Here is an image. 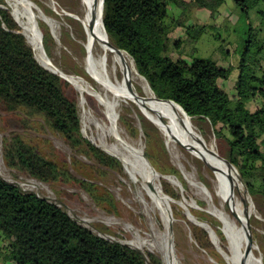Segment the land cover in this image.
Segmentation results:
<instances>
[{"label":"trees","instance_id":"1","mask_svg":"<svg viewBox=\"0 0 264 264\" xmlns=\"http://www.w3.org/2000/svg\"><path fill=\"white\" fill-rule=\"evenodd\" d=\"M102 1L103 29L109 42L130 56L159 100L172 101L191 118L206 119L216 138H226L225 159L242 176L250 197L253 192L264 199V0H232L236 20L245 18L248 35H254L232 69L196 53L186 59L171 56L172 50L191 44L188 41H198L203 30V26L179 23L172 10H181L186 4L183 0ZM193 1L211 14L225 3ZM250 13L258 19L257 28L250 24ZM37 23L48 53L51 36L42 22ZM180 27L184 36L172 39ZM236 52L235 48L233 55ZM232 70L238 76L232 80L234 94L229 96L218 81L229 80ZM71 89L38 63L0 0V104L8 111L41 118L77 153L87 154L103 167L121 169L116 159L82 136L76 100L67 93ZM249 103L257 105L255 110L248 108ZM3 155L9 166L40 182L72 179L68 170L40 155L18 135L5 141ZM145 158L155 166L149 154ZM148 254L94 234L57 204L22 192L0 177V264H162Z\"/></svg>","mask_w":264,"mask_h":264},{"label":"rangeland","instance_id":"2","mask_svg":"<svg viewBox=\"0 0 264 264\" xmlns=\"http://www.w3.org/2000/svg\"><path fill=\"white\" fill-rule=\"evenodd\" d=\"M3 1L11 14L12 9L7 0ZM28 1L32 5L35 24L41 36L43 55L58 71L68 76L84 77L88 82H92L83 69L84 49L79 44L82 26L77 24L78 31L73 30L66 22L72 20L67 18L65 21L59 13L62 8L73 7L75 0ZM183 1L186 4L181 10H172L179 23L183 26L195 24L196 28L203 26V30L198 41H188L191 44L183 45L179 51L172 50L171 56L186 59L189 54L196 53L197 56L212 57L221 67L236 68L243 47L253 43L254 35H248V21L245 18L236 20V9L232 0H225L218 12L213 14L208 9L199 8L193 0ZM37 21L47 27L51 36L48 53L43 47ZM250 22L253 28L258 27V19L254 14L250 15ZM21 32L35 59L42 65V54L33 49L22 28ZM183 33V27L176 29L172 39L184 36ZM248 40L250 42H247ZM235 48L237 52L233 55ZM226 52L228 56L225 55ZM262 66L264 68V63ZM237 76L238 71L232 70L229 80L218 81L219 86L229 96L234 94L232 80ZM135 89L142 94L137 85ZM67 93L76 100L82 136L116 159L121 169L103 167L87 154L77 153L59 134L51 131L41 118L28 116L19 110L8 111L0 104V177L17 186L22 192L34 193L39 198L57 204L74 221L94 234L127 245L143 255L152 254L161 260L162 264H167L169 251L174 257L173 264H226L223 254L228 253V243L221 233V224L209 213L208 203L198 191L203 185L210 187L205 178L208 171L204 164L192 159L182 148L170 147L159 130L137 113L136 107L122 103L116 109L114 129L119 136V140H116L115 135L108 132L109 124L104 107L88 95L84 104H80L79 94L73 87L67 90ZM256 106L254 103L248 104L251 111L255 110ZM193 123L201 136L207 142H212L219 154L226 158V138L223 135L216 138L206 119L194 117ZM13 135L20 136L40 155L58 167L68 170L72 179L43 183L20 169L9 166L3 155V146ZM112 146L136 149L144 162L145 154L152 157L155 166L150 165L159 176L157 184L167 199L169 198L164 206L152 202L139 175L132 176L125 171L123 162L113 155ZM262 151L264 152V147ZM234 170L239 176L237 170ZM244 186L248 188L245 181ZM251 193L257 212L263 220L252 217L248 233L252 242L257 245L258 255L264 264V199L261 194ZM193 220L211 224L209 226L215 243L208 231L197 226Z\"/></svg>","mask_w":264,"mask_h":264},{"label":"bare ground","instance_id":"3","mask_svg":"<svg viewBox=\"0 0 264 264\" xmlns=\"http://www.w3.org/2000/svg\"><path fill=\"white\" fill-rule=\"evenodd\" d=\"M7 2L12 9L11 15L14 21L21 26L28 42L35 51L42 54V66L56 72L68 82L79 94L80 104H84L88 95L104 107L109 124L108 132L113 133L116 140H119L117 131L114 129L117 118L116 109L122 103L132 105L136 107L139 115L141 114L159 130L170 147L175 149L180 147L192 159L204 164L208 171L205 178L210 187L203 185L198 188V191L205 197L209 213L221 224V233L228 243L226 247L228 253L223 254L226 264H263L261 256L258 255V247L254 241L252 242L248 233L251 229L252 217L263 219L257 212L254 201L240 176L235 172V168L221 157L215 145L201 136L193 123L194 118L187 116L172 101L159 100L136 71L130 56L109 42L102 23L103 1L75 0L73 7L62 8L59 11L65 21L67 18L72 20V22H66L73 30H77V24L82 26L79 44L84 49L83 69L91 77L92 82H88L84 77L68 76L54 68L42 53L40 34L32 14V5L24 0H7ZM135 85L141 89L142 94L136 91ZM121 143L124 145L123 142ZM112 152L123 162L127 173L132 176L139 175L142 178L143 188L152 202L161 206L168 202L169 198L167 199L157 184L159 176L150 169L146 161L144 162L139 151L128 146L121 148L115 146ZM193 222L208 231L214 242L213 232L209 226L211 224L207 225L196 220ZM166 243L169 247L168 241ZM172 255L169 251L167 264H173Z\"/></svg>","mask_w":264,"mask_h":264},{"label":"water","instance_id":"4","mask_svg":"<svg viewBox=\"0 0 264 264\" xmlns=\"http://www.w3.org/2000/svg\"><path fill=\"white\" fill-rule=\"evenodd\" d=\"M24 1H26L27 3H29L30 5H31V3L30 2H28V0H24ZM32 14H33V12H32ZM40 40H41V36H40ZM113 44V43H112ZM113 46H114V44H113ZM52 73H54V74H57L56 72H54V71H51ZM58 75V74H57ZM59 76V75H58ZM60 77V76H59ZM144 159H145V161H146V163L148 164V166L150 167V169L155 173V170L153 169V167L150 165V163L146 160V158L144 157Z\"/></svg>","mask_w":264,"mask_h":264},{"label":"crops","instance_id":"5","mask_svg":"<svg viewBox=\"0 0 264 264\" xmlns=\"http://www.w3.org/2000/svg\"><path fill=\"white\" fill-rule=\"evenodd\" d=\"M248 106V105H247Z\"/></svg>","mask_w":264,"mask_h":264}]
</instances>
